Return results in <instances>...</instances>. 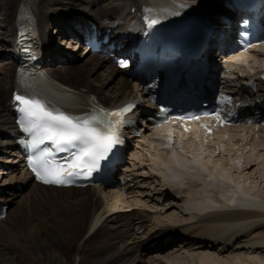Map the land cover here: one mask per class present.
I'll return each mask as SVG.
<instances>
[{
  "label": "bare ground",
  "instance_id": "1",
  "mask_svg": "<svg viewBox=\"0 0 264 264\" xmlns=\"http://www.w3.org/2000/svg\"><path fill=\"white\" fill-rule=\"evenodd\" d=\"M20 1L0 0V58L10 55L9 59L0 61V190L6 191L9 187L15 189L16 183L24 184L21 193L16 190L10 193L11 208L0 221V264H143L146 254L157 262H153L155 264H171L175 256L165 254L164 246L151 251L147 249L148 243L159 234L184 237L179 246L184 248V253H181L185 255L187 264H264V194L252 191L243 184L235 186L236 180L231 171L237 166L226 169L225 165H220L219 175L211 173L207 174V178L204 172H196L191 177L183 176L189 188L188 197L200 199V204L205 205L204 209L219 207V212L212 216L216 221H224V224H215L211 228L216 235H226L217 242L218 237L213 236L205 221L196 222L194 214L174 213L173 204L180 192H161L157 185L153 187L155 178L148 174V170L141 171L139 168V164L147 162L160 167L171 165L172 157L167 154L164 140L154 136L148 138L150 134L137 140V150L130 153L134 162L131 163L133 169L129 168L133 182L124 184L120 191L99 186L59 189L31 183L19 160L9 157L13 143L7 138V132L13 125V117L5 105L14 86L16 64L11 60L14 59L11 40L16 38L17 18L22 10ZM161 1L23 2L33 14L40 51L46 60V71L62 84L84 95L94 94L105 105H113L131 97L134 89L129 79L120 74L108 58L90 56L74 42L73 36L77 34L75 25L90 19L100 27L110 29L113 36L128 41L140 31L138 18L145 14L144 7L148 3ZM207 1L213 10L222 4V0ZM55 39L58 41L55 42ZM230 90H236L240 104L247 107L255 106L256 95L264 103L261 93L247 94L235 88ZM240 107L239 110L246 111ZM230 141L233 140H228L225 145L232 143ZM235 144L238 146L240 141L237 140ZM193 147V155L196 156L199 147ZM237 148L236 155L239 152L242 155L246 150V147H242V150ZM213 152L210 149L209 156ZM197 158L198 163L207 161ZM177 159L183 160L178 155ZM257 164L252 159L247 160V168L241 169L240 174L249 171L261 179L262 183L257 181L256 186L262 187L264 167H257ZM7 165L11 166L12 171ZM228 189H237L235 206L231 204ZM134 192L137 193L135 196ZM164 195L168 207H159L158 200ZM130 198L134 203L129 202ZM121 207L129 208L121 212ZM114 209L118 211L113 212ZM237 219L245 220L226 223L227 220ZM154 230L158 231L157 235H151ZM16 233L19 235L13 247L6 240ZM185 233L196 238L187 237ZM185 244L195 250H190ZM182 254L177 257L180 258Z\"/></svg>",
  "mask_w": 264,
  "mask_h": 264
},
{
  "label": "snow or ice",
  "instance_id": "2",
  "mask_svg": "<svg viewBox=\"0 0 264 264\" xmlns=\"http://www.w3.org/2000/svg\"><path fill=\"white\" fill-rule=\"evenodd\" d=\"M15 100L22 105L21 111L28 122L26 130L34 134V145L48 141L55 151L71 150L70 157L63 163L56 161L53 152L47 148L29 161L37 179L45 184L58 185L70 183L72 176L98 169L100 161L120 142L110 124L106 125L107 117L122 118L134 107L127 105L116 113L102 109V115L80 119L59 109H51L40 99L16 95Z\"/></svg>",
  "mask_w": 264,
  "mask_h": 264
},
{
  "label": "rangeland",
  "instance_id": "3",
  "mask_svg": "<svg viewBox=\"0 0 264 264\" xmlns=\"http://www.w3.org/2000/svg\"><path fill=\"white\" fill-rule=\"evenodd\" d=\"M240 172V171H239ZM244 172H246L245 174L244 173H242V174H240V173H238V172H236V171H231V173H232V175H233V177H235V178H237V177H239V176H241V179H243V183L245 182V184H244V186L246 187V188H249L250 187V189L253 191H256L257 193H260V194H264V191H262V190H264V186H256V182L258 181V182H260V183H262V181H261V179L260 178H258V177H254L249 171L247 172V171H244ZM235 173V174H234ZM239 175H238V174ZM256 173V172H255ZM237 174V175H236ZM254 174V173H253ZM257 182V183H258ZM264 198V197H263ZM19 235V233H16V235L15 236H12V237H10L8 240H6L10 245H12L13 247H14V245H15V243H16V237ZM6 241H4L5 243H6ZM4 243V244H5ZM188 247L187 248H189L190 250H195L194 248H192V247H189V245H187ZM192 246V245H191ZM180 247V246H179ZM236 247V246H235ZM183 248V247H182ZM263 250V249H262ZM171 251H173V249L171 250ZM197 251V250H196ZM180 252V253H179ZM181 252H184V250H181V251H178L177 252V254L175 255V254H173L172 256L174 257L175 256V259H172V261H171V264H187V259H185V255L184 254H182ZM230 253V252H229ZM228 253V254H229ZM178 254H182V255H180L181 257L180 258H178L177 256H178ZM177 257V258H176ZM185 259V260H184ZM151 260V259H150ZM149 259L148 260H146V264H151ZM154 262H156V261H154ZM157 263V262H156ZM152 264H155V263H152ZM159 264H162V263H159Z\"/></svg>",
  "mask_w": 264,
  "mask_h": 264
}]
</instances>
